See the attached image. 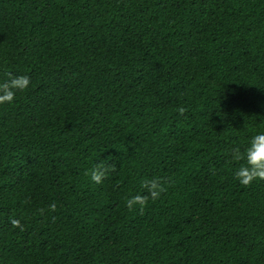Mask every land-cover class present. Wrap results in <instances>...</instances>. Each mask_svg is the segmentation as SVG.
<instances>
[{
	"label": "trees",
	"instance_id": "16d2710c",
	"mask_svg": "<svg viewBox=\"0 0 264 264\" xmlns=\"http://www.w3.org/2000/svg\"><path fill=\"white\" fill-rule=\"evenodd\" d=\"M20 76L0 264H264V180L232 155L264 133V0H0V83Z\"/></svg>",
	"mask_w": 264,
	"mask_h": 264
},
{
	"label": "clouds",
	"instance_id": "9594fccd",
	"mask_svg": "<svg viewBox=\"0 0 264 264\" xmlns=\"http://www.w3.org/2000/svg\"><path fill=\"white\" fill-rule=\"evenodd\" d=\"M30 85L27 76L11 77L9 80L0 83V103H11L15 99L17 91H26ZM179 111L183 112L184 109ZM233 159L239 161L244 160L245 164L238 168L235 172V178L244 185H250L254 180H264V133H259L252 137L249 147L244 153L239 149H233ZM106 175V170L102 166H98L90 173L91 179L100 183ZM143 187L148 189L149 195H136L126 200V207L131 211L133 205H138L142 211L147 206L149 198L157 199L159 195L166 189L162 187L156 180L145 182ZM52 211H55V205H50ZM14 226L18 225V221H13Z\"/></svg>",
	"mask_w": 264,
	"mask_h": 264
}]
</instances>
